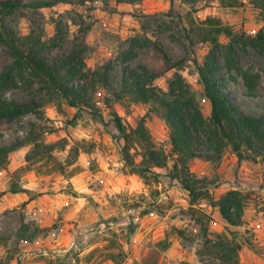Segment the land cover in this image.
I'll return each mask as SVG.
<instances>
[{"label":"rangeland","instance_id":"obj_1","mask_svg":"<svg viewBox=\"0 0 264 264\" xmlns=\"http://www.w3.org/2000/svg\"><path fill=\"white\" fill-rule=\"evenodd\" d=\"M207 16L247 34L263 26L251 0H60L50 7L22 8L0 16L2 31L38 34L47 42L43 54L48 58L65 55L73 44L81 43L87 70L107 62L113 65L108 86L94 90L98 115L69 107L47 93L36 77L28 83L15 77L3 90L16 102H48L42 107V119L30 113L13 120L0 118V146L16 144L33 123H39L46 130L42 141L53 149L51 158L27 161L32 147L24 145L9 152L7 162L0 165V264H220L204 243L215 234L240 244L238 264H264L261 160H238L226 149L217 161L205 159L206 151L189 161L190 171L213 200L231 189L244 196L237 225L229 224L217 206L198 200L193 206L204 214V236L186 191L176 181L166 180L164 168H154L155 177L125 165L122 140L104 105V98L109 99L127 128L148 112L145 122L151 140L155 146H165L167 127L149 105L112 100L124 65L115 56L137 38L134 57L127 64L147 66L154 74L153 83L166 90L174 64L182 60L180 73L208 115L209 102L195 69V63H202L207 55L208 45L188 37L189 26L201 25ZM219 41L225 43L227 38L220 35ZM235 57L256 76L255 95L247 96L241 78L234 71V80L229 78L222 66L227 93L244 112L264 115V54L239 43ZM217 59L222 65L220 54ZM11 62L8 48L0 42V71ZM139 150L137 144L130 150L134 162ZM17 188L29 191L28 200L20 198L23 192H11ZM175 229L183 230V235ZM165 236L168 245L163 247L160 240Z\"/></svg>","mask_w":264,"mask_h":264},{"label":"trees","instance_id":"obj_2","mask_svg":"<svg viewBox=\"0 0 264 264\" xmlns=\"http://www.w3.org/2000/svg\"><path fill=\"white\" fill-rule=\"evenodd\" d=\"M58 1L60 0H1L0 16L9 15L22 8L50 7ZM251 3L259 10L263 21V26L254 34H247L242 30L234 31L211 16H207L201 25L189 26V39L195 38L208 45V53L203 62L195 63L202 94L209 102L208 115L203 113L195 93L180 73L182 60L174 64L175 71L167 83L166 90H162L153 83L154 74L147 66L127 64L134 57V47L138 45L137 38L130 40L128 48L117 52L115 59L124 65L121 68L118 90L112 93V100L126 99L134 104L149 105V111L155 112L167 127L165 146L153 144L145 122L148 112L137 118L134 127L127 128L111 108L110 100L104 98V105L108 109L113 127L122 140L121 154L125 165L135 173H151L155 177L158 174L154 173L153 169L164 168L166 180L169 183L176 181L186 191L190 210L204 236L207 233L202 219L204 214L193 205L198 200L205 199L217 206L220 215L229 224L237 225L241 221L244 196L241 191L231 189L213 200L207 187L201 186L200 180L190 171L189 161L201 157L202 151H206L205 159L217 161L224 150L229 149L238 160H261L264 163V115L246 113L240 109L229 97L228 84L220 72L221 67H225L224 73L234 80L231 75V71H234L241 78L246 95H255L256 76L248 69L242 68L235 57L239 43L249 45L264 54V0H251ZM220 35H224L227 42L221 43ZM0 42L6 45L12 57V62L0 71V118L13 120L29 113L37 119L43 118L42 107L48 100L26 104L4 96L3 90L15 77L27 83L30 82V77H36L47 93L55 94L69 107L88 110L97 115L100 113L93 97L94 90L98 86H108L109 71L113 67L111 62L103 63L96 70H87L81 56L84 47L81 43L73 44L65 55L48 58L43 54L47 42L32 31L25 35H15L10 31L0 30ZM218 54L222 57V65L218 62ZM45 131L42 124L33 123L16 144L0 146V165L7 162L9 152L24 145L32 147L25 156L27 161L38 157L51 158L53 146L42 141ZM135 144L140 146L138 162H134L130 152ZM11 192L29 191L17 188ZM175 232L179 236L184 233L181 229H175ZM160 243H163V247L168 245L166 236ZM204 243L208 253L218 259L220 264H238L239 243L220 234L205 238Z\"/></svg>","mask_w":264,"mask_h":264},{"label":"crops","instance_id":"obj_3","mask_svg":"<svg viewBox=\"0 0 264 264\" xmlns=\"http://www.w3.org/2000/svg\"><path fill=\"white\" fill-rule=\"evenodd\" d=\"M20 195H21L20 198L22 200H24V201L28 200V196L25 193H21ZM34 202H36V199L35 198H33V205H34Z\"/></svg>","mask_w":264,"mask_h":264}]
</instances>
